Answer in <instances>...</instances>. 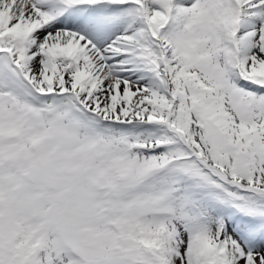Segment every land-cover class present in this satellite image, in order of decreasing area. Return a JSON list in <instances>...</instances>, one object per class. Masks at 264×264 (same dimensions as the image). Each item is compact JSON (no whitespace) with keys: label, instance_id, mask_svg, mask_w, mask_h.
Returning <instances> with one entry per match:
<instances>
[{"label":"snow or ice","instance_id":"snow-or-ice-1","mask_svg":"<svg viewBox=\"0 0 264 264\" xmlns=\"http://www.w3.org/2000/svg\"><path fill=\"white\" fill-rule=\"evenodd\" d=\"M0 264H264V0H0Z\"/></svg>","mask_w":264,"mask_h":264}]
</instances>
